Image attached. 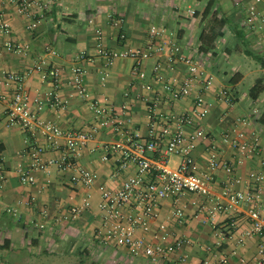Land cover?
<instances>
[{
    "label": "crops",
    "instance_id": "0c3cea01",
    "mask_svg": "<svg viewBox=\"0 0 264 264\" xmlns=\"http://www.w3.org/2000/svg\"><path fill=\"white\" fill-rule=\"evenodd\" d=\"M44 1H48L49 7L38 25L31 27V19L20 10L18 0H0V25L2 21L10 24L9 32L0 26V154L4 157L0 175L5 180L0 194V264H205L206 260L208 264H217L218 249L226 255L228 264H259L264 258V251L260 252L264 249V235L252 233L247 204L240 203L211 218L207 198L192 192L177 201L163 199L160 216L152 222L149 238L163 223L169 233L168 241L179 238L188 241L163 260L151 263L145 256H132L123 246L101 242L97 236L102 224L99 185L106 182L109 187H116L127 175L119 179L111 177L115 158L111 155L104 159L101 147L104 143L121 140L122 136L105 126L94 140L79 150L76 161L96 171L98 179L91 187L82 183L74 185L70 181L72 172L56 161L65 150L64 138L60 140V147L54 149L39 129L29 131L8 123L6 98L12 85L5 82L8 71L25 70L42 59L50 65H59L63 84L58 95L60 103L64 104H48L42 118L56 122L65 130H76L94 118L88 100L78 96L69 82L71 68L76 64L84 65L87 68L85 83L91 98L99 100L114 115L128 103L130 120H127L126 128L145 136L150 122L147 105L153 91L143 87V81L133 74L132 59H116L109 68V76L105 81L102 79L103 60L96 50V29H102L107 46L121 49L144 46L150 26H163L166 38L181 43L193 56L206 55L210 66L216 70L212 73L208 68L214 80L205 97L212 102V109L200 122L207 137L197 141L192 155L199 172L214 174L213 193L225 197L224 187L234 176L241 181L233 182L232 187L241 190L253 183V173L264 174V150L242 156L222 138L224 132L238 128L245 130L251 139L250 132L256 130L264 146V123L260 118L264 111V38L263 33L244 23L247 7L254 0H214L213 10L218 16L226 17L227 24L223 29L224 36L216 41V48L205 53L199 50L200 34L208 20H203L198 13L210 0ZM9 42L20 45L21 50H8ZM163 57L169 75L184 76L187 72L185 64L176 62L172 66L167 57ZM158 58L159 55L152 56L144 63L147 83L156 84L152 69ZM227 68L232 75L229 80ZM248 76H254L252 87L257 82L263 86L256 99L252 97L251 89L247 95L237 89ZM26 86L31 93L41 91L43 94L51 88L49 82L41 80L39 72L31 75ZM221 88L230 91L232 104L219 96ZM198 91L196 89L174 105L165 103L160 109L166 112L190 110ZM254 107H258L260 113L254 116L250 125H242L239 118ZM33 144L45 146L42 157L48 167L34 171L35 182L22 183L19 168L30 165L28 150ZM214 152L220 159L235 163L233 174L222 167L211 166L210 158ZM178 161L179 157L174 156L171 164ZM88 194L91 207L77 218H70L71 206L81 203ZM178 209L183 211L181 217L175 213ZM44 210L48 213L46 216L42 214ZM42 222L44 227L39 226ZM217 228L223 230L225 238L216 235ZM218 239L223 244L219 248Z\"/></svg>",
    "mask_w": 264,
    "mask_h": 264
},
{
    "label": "built area",
    "instance_id": "2783aa9c",
    "mask_svg": "<svg viewBox=\"0 0 264 264\" xmlns=\"http://www.w3.org/2000/svg\"><path fill=\"white\" fill-rule=\"evenodd\" d=\"M19 8L31 19V27H36L44 12L49 7L44 0H18ZM264 0H254L247 7L244 23L248 28L263 33L264 38ZM194 13V10H191ZM110 19L113 15L110 14ZM6 32L10 31V24L2 21L0 25ZM166 29L158 24H152L149 30V38L144 46L128 48H112L105 44L102 29H96V50L102 57V79L109 76V68L118 58L132 59V72L141 81L143 87L153 91V96L148 102L150 122L147 135L141 136L126 128L127 120H130V106L123 104L121 112H114L102 106L99 100L91 98L85 78L87 68L76 64L71 68V86L81 98L88 100L90 108L94 112V118L86 123L83 128L65 130L59 124L42 118V113L48 104L60 103L58 91L62 88L63 80L59 65H50L45 59L35 63L22 71H8L5 74L6 84L12 85V91L6 98V117L10 125H20L25 130L35 131L39 129L47 138L51 148H59L60 140H65V150L59 160V166L72 172L70 181L72 184L82 183L91 187L98 179V173L78 164L75 155L88 142L94 140L101 128L109 126L113 132L120 134L119 141L104 143L101 147L103 158L113 155L115 165L111 177L119 179L124 174L120 184L109 187L106 182L99 185L101 200L99 209L102 224L97 231V236L104 244H115L125 247L132 256H145L151 263L163 260L169 253L182 248L188 241L179 238L168 241L169 233L166 224H159L153 236L147 235L152 229V222L160 216L163 199L179 197L192 192L207 198L210 203L208 212L211 218H215L218 212L231 209L240 203L248 206V216L252 225V233L264 235V197L262 196V184L264 174H252L253 183L246 189H234L233 182H240L241 178L234 176L227 181L223 190V196L215 195L212 185L215 177L211 172H199L197 162L192 155V150L198 140L207 137L204 126L200 123L206 118L212 109V102L206 99L214 77L209 72V57L204 55L198 58L186 52L185 47L175 41L166 38ZM8 50H21V46L9 42ZM159 55L153 65L152 83L145 82L147 71L144 63L152 56ZM166 56L173 66L176 62L185 64L187 72L184 76L169 75L165 63ZM81 57H84L82 55ZM80 57V58H81ZM85 58V57H84ZM34 72H39L43 82H49L51 88L46 94L41 91L31 93L26 83ZM196 89L193 106L190 110L182 112L162 111L163 104L174 105L180 99L189 96ZM219 96L227 103L232 104L233 98L227 88L219 90ZM126 95H129L126 92ZM64 104L63 102L60 103ZM260 110L254 107L251 112L239 118V122L248 126L253 122L254 116ZM245 130L232 128L222 134L225 142L238 150L242 156L264 150L260 143V136L256 130L250 132L251 139ZM45 146L33 144L29 146L28 155L30 165L28 168L20 167V181L33 183L36 181L34 171L46 169L48 164L42 154ZM179 157L176 164H171L172 158ZM241 160V159H240ZM4 157L0 154V169L3 166ZM212 167H222L230 174L234 173L235 163L222 160L214 152L210 158ZM5 187V180L0 175V194ZM224 198H227L226 201ZM91 207V198L88 194L81 203L73 204L70 208V218H77ZM10 211L16 212L14 209ZM176 215L182 216L183 211L178 209ZM42 214L46 216L47 211ZM44 227L45 223L39 224ZM216 235L225 238L222 229L217 228ZM217 248L222 246V241H216ZM216 248V249H217ZM264 249L261 248L260 252ZM217 264H228L225 254L216 251ZM209 261L206 260L205 264ZM259 264H264V258Z\"/></svg>",
    "mask_w": 264,
    "mask_h": 264
},
{
    "label": "trees",
    "instance_id": "16d2710c",
    "mask_svg": "<svg viewBox=\"0 0 264 264\" xmlns=\"http://www.w3.org/2000/svg\"><path fill=\"white\" fill-rule=\"evenodd\" d=\"M215 1L210 0L204 10L198 15L202 16L203 20H208L206 27L200 34V52L205 53L216 48V41L219 37L224 36V27L227 24V18L218 16V13L213 10ZM263 91V86L260 82H257L251 88V95L254 99L258 98ZM261 121L264 123V111L261 114Z\"/></svg>",
    "mask_w": 264,
    "mask_h": 264
},
{
    "label": "rangeland",
    "instance_id": "374dc122",
    "mask_svg": "<svg viewBox=\"0 0 264 264\" xmlns=\"http://www.w3.org/2000/svg\"><path fill=\"white\" fill-rule=\"evenodd\" d=\"M203 57L204 56H201V58H203ZM207 66H208L209 70L212 73H215L216 72V70L212 66H210V64L207 65ZM228 67H231L232 68V66H228ZM227 69L229 70V72H228V74H226V78H227V80H229L232 77V75H231L230 69L229 68H227ZM254 81H255L254 80V76H252V77L248 76L247 78H245L244 80H242L239 83V85L237 86V89L239 90V92L241 94H246V93L249 94L250 93V89H251Z\"/></svg>",
    "mask_w": 264,
    "mask_h": 264
}]
</instances>
